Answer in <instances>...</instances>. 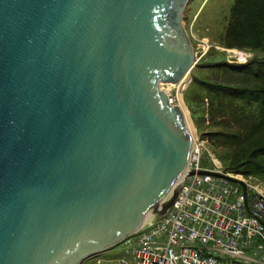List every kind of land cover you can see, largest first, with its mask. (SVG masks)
I'll list each match as a JSON object with an SVG mask.
<instances>
[{
	"label": "water",
	"instance_id": "water-1",
	"mask_svg": "<svg viewBox=\"0 0 264 264\" xmlns=\"http://www.w3.org/2000/svg\"><path fill=\"white\" fill-rule=\"evenodd\" d=\"M188 1L0 0V264H80L172 205Z\"/></svg>",
	"mask_w": 264,
	"mask_h": 264
},
{
	"label": "built area",
	"instance_id": "built-area-1",
	"mask_svg": "<svg viewBox=\"0 0 264 264\" xmlns=\"http://www.w3.org/2000/svg\"><path fill=\"white\" fill-rule=\"evenodd\" d=\"M200 159L193 137L172 205L121 240L124 254L116 264H264V190L220 166L206 170Z\"/></svg>",
	"mask_w": 264,
	"mask_h": 264
},
{
	"label": "trees",
	"instance_id": "trees-1",
	"mask_svg": "<svg viewBox=\"0 0 264 264\" xmlns=\"http://www.w3.org/2000/svg\"><path fill=\"white\" fill-rule=\"evenodd\" d=\"M220 40L229 48L263 51L264 0H234ZM209 60L197 64L206 73L195 77L188 105L196 127H209L202 136L228 155L226 170L264 180V58Z\"/></svg>",
	"mask_w": 264,
	"mask_h": 264
},
{
	"label": "rangeland",
	"instance_id": "rangeland-1",
	"mask_svg": "<svg viewBox=\"0 0 264 264\" xmlns=\"http://www.w3.org/2000/svg\"><path fill=\"white\" fill-rule=\"evenodd\" d=\"M234 0H189L183 13V25L193 46L196 64L187 74V81L183 85L174 83H161L160 88L165 91L171 104L178 105L185 115V119L191 133L201 147L200 165L206 169L220 166L239 178L248 180L252 185H257L264 190V180L252 175L233 173L226 170L228 155H221L224 152L212 145L206 137L202 136V131H208L209 127H200L189 110V102L193 99L197 91L196 78H200L206 73L205 69H200L197 64L211 61V57H220L228 62H245L252 56L264 58V50L252 52L247 49L229 48L221 43L220 37L227 23V18ZM196 77V78H195ZM180 86V87H179ZM124 254L123 243L108 247L107 249L88 257L80 264H116L118 258ZM223 264H238L237 262L222 261Z\"/></svg>",
	"mask_w": 264,
	"mask_h": 264
},
{
	"label": "bare ground",
	"instance_id": "bare-ground-1",
	"mask_svg": "<svg viewBox=\"0 0 264 264\" xmlns=\"http://www.w3.org/2000/svg\"><path fill=\"white\" fill-rule=\"evenodd\" d=\"M186 79H187V75L183 78V80L179 83V85H180V86L183 85V84L185 83V81H187ZM180 86H179V87H180ZM184 113H185V112H184ZM189 130L191 131V129H189ZM169 195H170V193L167 194V197H169Z\"/></svg>",
	"mask_w": 264,
	"mask_h": 264
}]
</instances>
